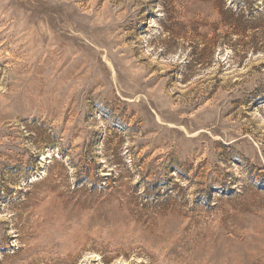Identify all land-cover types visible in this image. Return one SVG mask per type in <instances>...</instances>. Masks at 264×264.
<instances>
[{
  "label": "rangeland",
  "instance_id": "obj_1",
  "mask_svg": "<svg viewBox=\"0 0 264 264\" xmlns=\"http://www.w3.org/2000/svg\"><path fill=\"white\" fill-rule=\"evenodd\" d=\"M0 264H264V0H0Z\"/></svg>",
  "mask_w": 264,
  "mask_h": 264
},
{
  "label": "bare ground",
  "instance_id": "obj_2",
  "mask_svg": "<svg viewBox=\"0 0 264 264\" xmlns=\"http://www.w3.org/2000/svg\"><path fill=\"white\" fill-rule=\"evenodd\" d=\"M205 238H206V237H205ZM202 241H203V239H202ZM199 242H200V241H199ZM200 248H202V246H201ZM201 250H202V249H201ZM205 250H206V249H205ZM192 260H193V259H192ZM202 260H203V259H202ZM202 260H201V261H202ZM205 263H206V262H205Z\"/></svg>",
  "mask_w": 264,
  "mask_h": 264
}]
</instances>
